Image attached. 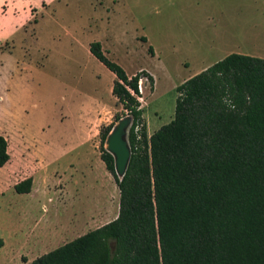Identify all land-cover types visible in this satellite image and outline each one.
Instances as JSON below:
<instances>
[{"label":"rangeland","instance_id":"1","mask_svg":"<svg viewBox=\"0 0 264 264\" xmlns=\"http://www.w3.org/2000/svg\"><path fill=\"white\" fill-rule=\"evenodd\" d=\"M92 42L130 77H153L139 82L150 136L173 120L177 86L232 53L264 56V0H0V135L11 155L0 168V264H18L55 224L92 216L98 227L110 198L108 221L118 215L96 154L100 131L131 117ZM30 176L32 195L17 194Z\"/></svg>","mask_w":264,"mask_h":264},{"label":"trees","instance_id":"2","mask_svg":"<svg viewBox=\"0 0 264 264\" xmlns=\"http://www.w3.org/2000/svg\"><path fill=\"white\" fill-rule=\"evenodd\" d=\"M88 49L132 120L122 178L105 149L114 125L99 135L118 215L30 264H264V59L232 53L189 78L176 87L173 120L148 136L139 82L153 77L128 76L100 42ZM9 160L0 135V168ZM31 188L28 178L14 191Z\"/></svg>","mask_w":264,"mask_h":264},{"label":"crops","instance_id":"3","mask_svg":"<svg viewBox=\"0 0 264 264\" xmlns=\"http://www.w3.org/2000/svg\"><path fill=\"white\" fill-rule=\"evenodd\" d=\"M261 58L264 59V56H262ZM203 67H205V66H203ZM113 77H114V75H113ZM111 88H112V85H111ZM87 130H88V127H87ZM83 142L85 144L86 143H91L92 148H93V143L89 139H87L86 136L84 137V141ZM8 149H9V147H8ZM8 153H9V150H8ZM9 155H10V153H9ZM96 156H97V158H99L98 159V167H99V169L101 171H103L104 181L105 180L107 182L112 181L114 183L115 187H116V190H118L112 175L106 170L104 163L101 161L99 153H97ZM10 160H11V157H10ZM10 160H9V162H10ZM9 162L6 165H8ZM18 176L19 175H17V177ZM28 178L32 179L31 192L28 193V194H22V195H32V193H33V189H34L33 187H34V183L35 182H34V179L31 176L30 177H26L25 179H28ZM25 179H22V181L25 180ZM19 182H21V181H17L16 183H14V185H12L13 190H14V186L17 183H19ZM107 195H108V197H110L111 193L107 192ZM111 201H112V198H110V200H109V206L110 207L108 208V210H106V212L103 215L98 216V219H97L98 221L97 222H102V224L99 225L98 227H93V226L89 227L88 226V220L89 221L93 220L92 216L90 218H88V219H82L81 221L71 222L67 226H64L62 224H57V225L55 224L51 228V231L49 232L48 237L46 239L40 240V242H37L32 247H30L29 245H26L23 249H21L15 255L16 256L15 260H19L20 262L18 264H21L20 258L23 257V258H27L28 262H31V261L35 260L36 258L40 257L41 255H44V254H46V253H48V252H50V251H52V250L64 245V244H66V243H68V242H70V241H72V240H74V239L86 234L87 232H89L91 230H94L96 228H99V227L111 222V221H108L114 215V211L112 209H110L111 208ZM118 208H119V200H118ZM62 239H65V241H64L65 243H63V244L60 243L59 244V242H61ZM57 244H59V245H57ZM3 245H4V243H3ZM2 246H0V247H2ZM22 261H23V259H22Z\"/></svg>","mask_w":264,"mask_h":264},{"label":"water","instance_id":"4","mask_svg":"<svg viewBox=\"0 0 264 264\" xmlns=\"http://www.w3.org/2000/svg\"><path fill=\"white\" fill-rule=\"evenodd\" d=\"M131 121L128 117L120 119L111 129L105 142L106 151L114 158L115 172L119 178L124 176L130 160L131 152L127 135Z\"/></svg>","mask_w":264,"mask_h":264}]
</instances>
